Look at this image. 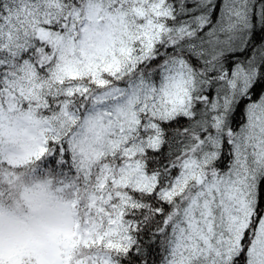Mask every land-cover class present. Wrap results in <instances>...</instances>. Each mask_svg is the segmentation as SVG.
Wrapping results in <instances>:
<instances>
[{
    "label": "snow or ice",
    "instance_id": "6c2138e0",
    "mask_svg": "<svg viewBox=\"0 0 264 264\" xmlns=\"http://www.w3.org/2000/svg\"><path fill=\"white\" fill-rule=\"evenodd\" d=\"M0 264H264V0H0Z\"/></svg>",
    "mask_w": 264,
    "mask_h": 264
}]
</instances>
